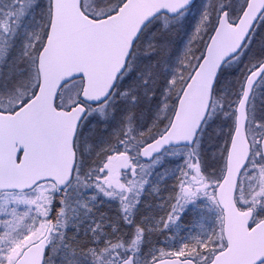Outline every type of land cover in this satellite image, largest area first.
<instances>
[{
  "label": "snow or ice",
  "instance_id": "snow-or-ice-1",
  "mask_svg": "<svg viewBox=\"0 0 264 264\" xmlns=\"http://www.w3.org/2000/svg\"><path fill=\"white\" fill-rule=\"evenodd\" d=\"M0 264H264V0H0Z\"/></svg>",
  "mask_w": 264,
  "mask_h": 264
}]
</instances>
